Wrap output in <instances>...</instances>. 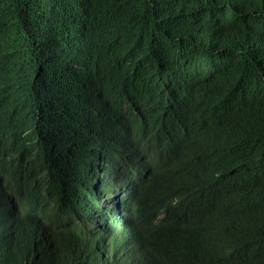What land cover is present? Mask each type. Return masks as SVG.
<instances>
[{
  "label": "clouds",
  "instance_id": "obj_1",
  "mask_svg": "<svg viewBox=\"0 0 264 264\" xmlns=\"http://www.w3.org/2000/svg\"><path fill=\"white\" fill-rule=\"evenodd\" d=\"M135 1L77 0L68 10L73 58L46 68V0L23 9L37 37L27 65L38 69L31 80L0 55V264H149L133 224V186L165 165L187 167L181 188L197 211L244 214L264 232V193L256 207L237 197L264 180L258 162L243 154L264 125L262 86L237 71L230 42L214 46L204 31L190 32L173 68L165 53L126 49L142 30L134 22L123 34L124 21L112 12L130 11ZM217 2L199 0L197 20L217 19L228 7L234 13L231 2ZM20 42L8 17L0 52L16 55ZM90 43L102 48L89 50ZM192 160L203 163L193 168ZM39 190L53 194L47 211L31 200ZM180 196L162 199L173 204ZM163 215L160 208L156 219ZM208 258L221 264L223 248Z\"/></svg>",
  "mask_w": 264,
  "mask_h": 264
},
{
  "label": "trees",
  "instance_id": "obj_2",
  "mask_svg": "<svg viewBox=\"0 0 264 264\" xmlns=\"http://www.w3.org/2000/svg\"><path fill=\"white\" fill-rule=\"evenodd\" d=\"M226 1L234 5V13L231 15L228 7L221 11L222 16L217 19L209 17L208 20H197L204 14L203 10H199V0H136L130 11L115 9L112 16L114 20L124 21L125 35L130 32L134 22L142 30V36L126 49L165 53L170 58L172 68L188 51L190 32H198L199 37H203V31L210 33L214 46L221 45L226 39L234 50L237 71L251 73L264 90V62L261 64L260 60V54L264 53V0ZM204 2L207 6L218 4L217 0ZM30 3L38 4V0H0V27L9 17L21 39L16 55L5 56L1 52L0 55L12 61L7 64L8 67L31 79L30 74H35L38 68L27 65V61L37 46V37L29 29L27 15L22 13ZM167 5L168 8L169 5L174 6L172 12H168ZM76 6L77 0H46L44 11L48 15V30L43 38L46 54L43 68L54 66L57 60H64L74 49L71 41L75 37L76 23L69 18L73 11L68 10ZM197 24L202 27L196 29ZM68 34L70 42L65 44ZM101 48L91 43L88 46L89 50ZM230 69H235V66ZM49 93L57 102L60 101L59 94ZM243 154L257 161L258 169L264 175V125L256 131L252 146ZM201 163L203 160H192L190 165L196 168ZM187 172V167L181 170L175 165L157 167L133 186L132 219L140 231L148 263L220 264L214 259L205 258L223 248L221 264H264V232L250 228L249 219L244 214L197 211L184 197L186 194L181 188L180 175L187 179ZM260 191L264 193V180L257 179L245 186L237 197L243 205L256 207ZM166 194L181 196L177 202L168 204L162 199ZM52 196V192L39 190L31 200L47 211ZM160 208H163L164 215L156 219ZM38 216L44 227L45 214L41 212ZM248 252L252 253L251 257L241 262L248 257Z\"/></svg>",
  "mask_w": 264,
  "mask_h": 264
},
{
  "label": "bare ground",
  "instance_id": "obj_3",
  "mask_svg": "<svg viewBox=\"0 0 264 264\" xmlns=\"http://www.w3.org/2000/svg\"><path fill=\"white\" fill-rule=\"evenodd\" d=\"M149 159H152V157H149ZM152 161V160H151ZM127 167V166H126ZM125 172H127V173H131V171H129V170H127V171H125Z\"/></svg>",
  "mask_w": 264,
  "mask_h": 264
},
{
  "label": "rangeland",
  "instance_id": "obj_4",
  "mask_svg": "<svg viewBox=\"0 0 264 264\" xmlns=\"http://www.w3.org/2000/svg\"><path fill=\"white\" fill-rule=\"evenodd\" d=\"M32 80V79H31ZM27 202V201H26ZM27 203H29L30 204V202H27ZM33 204H35V203H33Z\"/></svg>",
  "mask_w": 264,
  "mask_h": 264
}]
</instances>
